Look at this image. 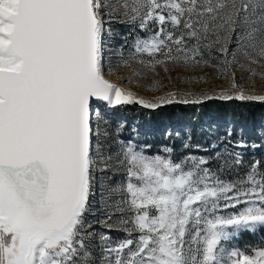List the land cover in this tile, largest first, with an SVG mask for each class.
<instances>
[{
    "label": "snow or ice",
    "instance_id": "snow-or-ice-1",
    "mask_svg": "<svg viewBox=\"0 0 264 264\" xmlns=\"http://www.w3.org/2000/svg\"><path fill=\"white\" fill-rule=\"evenodd\" d=\"M112 21L146 33L127 56L126 37L111 46ZM204 49L223 56V74L244 66L238 53L264 63V0H0V264H98L89 231L94 183L104 227L125 233L115 242L100 236V264H264V248L249 255L228 247L264 227L260 161L227 180L205 157L174 162L131 144L113 155L99 144L96 102L201 103L174 93L139 98L108 76L133 60L153 71L207 63ZM214 98L264 102L243 91L203 99ZM241 163L237 155L219 171ZM116 172L123 179L105 185L102 177Z\"/></svg>",
    "mask_w": 264,
    "mask_h": 264
},
{
    "label": "rangeland",
    "instance_id": "rangeland-1",
    "mask_svg": "<svg viewBox=\"0 0 264 264\" xmlns=\"http://www.w3.org/2000/svg\"><path fill=\"white\" fill-rule=\"evenodd\" d=\"M111 27L114 36L111 42L113 49L123 43L122 37L127 38V44L124 47L125 56L128 55V50L137 36L146 38L144 31L140 29L132 31L131 26L125 23L112 21ZM221 34H223L222 31ZM234 36L235 34H233ZM209 38L214 39L215 37L209 33ZM219 46L218 44H213L212 49H218ZM229 48L230 50H235V42L230 43ZM204 52L203 60L207 61V63L184 64L168 62L166 65H156L153 71L133 60L130 62V66L121 65L115 75L107 78L132 91L137 97L153 102L158 97H166L170 93H174L177 99L185 97L195 99L199 97L201 102L205 101L203 99L205 96L219 97L222 92L235 95L239 91H243L248 95H264V63H253L238 53V58L243 61L244 66L239 67L233 64L227 74H223V56L218 51L211 49H204ZM115 59L116 57L113 55V60ZM145 59H148V57L145 56ZM249 69L253 70L255 74L250 75ZM137 70H141L143 75L138 76ZM233 73L235 74L237 87H233ZM128 77L131 78V83L126 79ZM94 107L98 112V117L94 116V126L98 124L99 144L101 149L108 154L114 155L120 151L122 145L131 144L135 150L142 151L147 156H162L156 151L158 143L166 139L170 144H179L182 141L180 133L190 127L188 124L180 123H160L157 126L135 123V118L139 114L137 111L124 109L123 106L113 108L99 102H96ZM142 107L140 105L135 108ZM145 121H147V118ZM194 128L202 142L218 146L219 150L224 154L225 160L231 162L238 155L242 159V163L238 168L248 166L250 168L254 161H260L259 170L264 172V138L260 135L263 130L260 129V132V130L256 129L257 136L253 139L248 134L250 130L241 125L205 120L196 124ZM121 131L125 132V141L120 137ZM241 144L243 145L242 147L240 146ZM188 157L197 156L189 155L183 157L179 154L170 159L174 162H181ZM188 164H191L190 160H188ZM244 172L236 171L235 178L240 179ZM102 179L103 183L108 185L113 182H120L123 179V174L116 172L111 174L110 178L105 175ZM93 190L96 195L93 197L94 203L89 215V221L92 225L89 231L93 233V252L97 257L98 264H100L97 246H102L104 243L100 240V236L108 235L115 242L125 238V233L116 228L109 230L104 227L102 221L106 218L105 209L103 208V201L100 199V192L96 190L95 183ZM232 211H235V209H226L221 214ZM113 219L115 220V217ZM243 234H246L245 237H242ZM232 246L240 250L242 247L244 253L251 255L254 249L264 248V236L260 234L258 229L255 233L241 232L238 239H234L229 243L228 247Z\"/></svg>",
    "mask_w": 264,
    "mask_h": 264
},
{
    "label": "trees",
    "instance_id": "trees-1",
    "mask_svg": "<svg viewBox=\"0 0 264 264\" xmlns=\"http://www.w3.org/2000/svg\"><path fill=\"white\" fill-rule=\"evenodd\" d=\"M124 109L130 111H137L139 114L135 118V123H146L150 126H157L158 124H188L190 127L184 132L180 133L182 141L179 144H170L168 140H162L158 143L157 152L162 157L173 158L181 155L187 157L189 155L197 157H205L208 159V167L213 171H217L222 179L234 180L236 179V171H245L240 176L242 179L249 170L248 167H236L234 171L220 172L223 167L225 158L217 145H209L202 142L199 134L194 126L205 120L218 121L223 124L241 125L248 128V134L254 139L257 136L256 129L263 130L260 135L264 138V102L260 101H241V100H222V99H208L199 104H182L173 103L162 105L158 109L135 108L132 105H124ZM147 118V121L145 119ZM218 130V128H217ZM219 131V130H218ZM120 137L125 141V132L121 131ZM165 149L171 151L166 152ZM203 150V152H202ZM260 234L264 236V227L258 228ZM243 234L242 237H245ZM241 251L244 252L241 247Z\"/></svg>",
    "mask_w": 264,
    "mask_h": 264
},
{
    "label": "water",
    "instance_id": "water-1",
    "mask_svg": "<svg viewBox=\"0 0 264 264\" xmlns=\"http://www.w3.org/2000/svg\"><path fill=\"white\" fill-rule=\"evenodd\" d=\"M99 103H101V104H104V105L108 106V105L106 104V102H99ZM132 106H134V107H139L140 105H139V104H132Z\"/></svg>",
    "mask_w": 264,
    "mask_h": 264
}]
</instances>
